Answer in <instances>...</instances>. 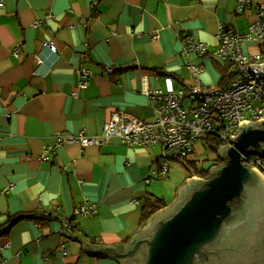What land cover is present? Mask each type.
Masks as SVG:
<instances>
[{"label": "crops", "instance_id": "crops-1", "mask_svg": "<svg viewBox=\"0 0 264 264\" xmlns=\"http://www.w3.org/2000/svg\"><path fill=\"white\" fill-rule=\"evenodd\" d=\"M0 2V228L19 213L50 217L21 221L0 237V262L120 264L88 253L83 239L91 246L130 243L144 226L145 202L165 199L163 176L146 182L162 148L118 137L84 147L59 136L102 135L119 110L155 121L158 98L145 89H164L168 77L182 89L192 80L189 63L204 66V84L220 86L224 65L184 48L190 38L215 49L221 30L246 32L257 9L237 13L236 0ZM82 67L89 77L78 74ZM83 205L97 211L77 215Z\"/></svg>", "mask_w": 264, "mask_h": 264}, {"label": "built area", "instance_id": "built-area-1", "mask_svg": "<svg viewBox=\"0 0 264 264\" xmlns=\"http://www.w3.org/2000/svg\"><path fill=\"white\" fill-rule=\"evenodd\" d=\"M236 1L237 13L252 6L257 9V19L246 32L240 33L233 27L224 28L215 49L189 38V44L183 51L185 55L196 53L224 62L230 75L225 87L204 84L201 79L204 66L189 63L192 80L182 89H175L171 77L165 79L164 89H145L147 94L152 93L158 98L155 121L140 119L119 110L105 122L102 135L88 136L82 131L79 136H59V142H79L86 147L103 145L111 138L118 137L130 146H160L161 163L150 171L146 178V182H150L152 177L165 176L172 170L169 160L187 158L194 150L195 143L204 136L213 137L222 147L231 145L230 138L238 135L237 130L242 122L264 119V2ZM250 42L258 44L256 51L250 50ZM47 46L53 52L57 51L54 41ZM108 71L113 69L109 68ZM78 74L89 77L91 71L82 67ZM88 83V80H83L81 87ZM243 161L264 174V156L244 155ZM96 211L95 205H83L75 213L87 216ZM63 219L67 221L66 227L71 226L65 217ZM9 245L7 242L5 246ZM0 264H4V261Z\"/></svg>", "mask_w": 264, "mask_h": 264}, {"label": "water", "instance_id": "water-1", "mask_svg": "<svg viewBox=\"0 0 264 264\" xmlns=\"http://www.w3.org/2000/svg\"><path fill=\"white\" fill-rule=\"evenodd\" d=\"M237 132L220 150L223 164L213 166L209 177L180 185L175 202L156 212L130 243L91 246L82 238L85 250L120 264H214V255L224 264L222 244L237 213L234 203L260 176L243 157L264 156V119L246 120Z\"/></svg>", "mask_w": 264, "mask_h": 264}, {"label": "flooded vegetation", "instance_id": "flooded-vegetation-1", "mask_svg": "<svg viewBox=\"0 0 264 264\" xmlns=\"http://www.w3.org/2000/svg\"><path fill=\"white\" fill-rule=\"evenodd\" d=\"M256 172L260 176L234 203L237 213L228 223L227 238L222 244L224 264H254L257 257L262 258L257 264H264V174ZM216 256H212L214 264H220Z\"/></svg>", "mask_w": 264, "mask_h": 264}, {"label": "rangeland", "instance_id": "rangeland-1", "mask_svg": "<svg viewBox=\"0 0 264 264\" xmlns=\"http://www.w3.org/2000/svg\"><path fill=\"white\" fill-rule=\"evenodd\" d=\"M257 43H249L251 51H256ZM224 65V62H221ZM208 137H203L195 143L194 152L188 156L187 159L182 160H169L172 170L165 176L164 180V189H160L161 193L166 201L168 206L172 205L175 201V185L180 186L187 178L200 174L201 171H207L210 169L211 165H219L218 161L215 159L218 158V152H216L211 146L210 141L207 140ZM213 166V165H212ZM198 176V175H197ZM171 182V187L165 184V181L168 180ZM170 184V183H169ZM167 206V207H168Z\"/></svg>", "mask_w": 264, "mask_h": 264}, {"label": "trees", "instance_id": "trees-1", "mask_svg": "<svg viewBox=\"0 0 264 264\" xmlns=\"http://www.w3.org/2000/svg\"><path fill=\"white\" fill-rule=\"evenodd\" d=\"M218 68L220 69V71L223 74L222 83L219 87H225L228 84V81L230 79V75L228 73V67L226 65H224V67L218 66ZM204 137H208L207 140L210 141V146L216 152H218V158L215 159V161H218L219 162L218 164L221 165L223 163V159L220 156V150L222 148L221 144L211 136H204ZM193 152H194V150L191 152V154ZM187 158H185V159H187ZM182 161H185V160H182ZM212 165L214 166V163ZM212 165H211L209 170L201 171V173L196 174V176L198 175L199 177H209L212 173L211 172V168L213 167ZM167 205H169L168 202L162 198H157V200L155 202L147 200L143 206L142 216H141V224L145 225L148 222V220L156 212L165 208ZM49 219H50L49 216H46V215H43L40 213H27L26 212V213H19V214L12 215V216H10L9 220L4 225H1L2 228H0V237L5 236L8 233H10V231L13 229V227L21 221L33 220V221L43 223Z\"/></svg>", "mask_w": 264, "mask_h": 264}]
</instances>
